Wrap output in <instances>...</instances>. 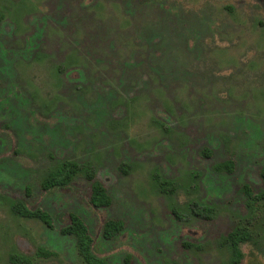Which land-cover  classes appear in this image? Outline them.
<instances>
[{
	"label": "rangeland",
	"instance_id": "1",
	"mask_svg": "<svg viewBox=\"0 0 264 264\" xmlns=\"http://www.w3.org/2000/svg\"><path fill=\"white\" fill-rule=\"evenodd\" d=\"M0 16V264H83L59 233L71 213L108 264H227L236 225L258 243L241 264H264V212L239 192L264 168V0H0ZM66 161L73 183L41 190ZM87 167L108 208L89 202ZM14 199L53 227L12 215ZM107 220L124 224L110 240Z\"/></svg>",
	"mask_w": 264,
	"mask_h": 264
},
{
	"label": "trees",
	"instance_id": "2",
	"mask_svg": "<svg viewBox=\"0 0 264 264\" xmlns=\"http://www.w3.org/2000/svg\"><path fill=\"white\" fill-rule=\"evenodd\" d=\"M0 20H2L0 16ZM58 72H62V66H58ZM210 151L205 150L203 156L209 157ZM213 170L216 173L231 174L234 170V164L231 161H224L222 163L215 164ZM78 173H81V169L76 163L63 162L55 167L53 170L47 173L40 184V188L43 191H49L53 189H65L68 188L74 181ZM86 180L90 183V196L89 202L96 208H108L111 205V198L107 193L104 185L95 178V174L86 168ZM261 188L258 191H254L250 185L244 184L239 192L244 198L243 207L250 217L255 216L259 211L264 212V168L259 171L258 174ZM156 185L162 192H166L165 187L169 186L171 182L159 183L155 179ZM158 183V184H157ZM28 194V189H26ZM172 192L171 190L168 191ZM10 212L12 215L24 218L33 219L41 222L47 228L51 229L52 217L51 215L39 208L29 210L22 200L14 199L9 203ZM193 212V211H192ZM201 213V214H200ZM213 215L212 209L203 208L202 212H194L195 217L210 220ZM179 219V218H178ZM124 227L123 222L120 220H107L102 227V237L106 240L114 238ZM60 235L72 237L74 239L75 248L77 254L83 264H108L105 260L96 258L92 254V239L90 237L88 228L82 219L76 214H69L68 223L59 230ZM244 244H253L257 246L258 243L254 240L252 232L248 229V226H234L228 233L220 237L219 245L227 252V264H241L243 261V253L241 246ZM264 254V248H263ZM54 253L45 251L41 248L37 249L36 256L39 257H51ZM9 264H33L31 258L13 253L8 257ZM125 262H128L127 259Z\"/></svg>",
	"mask_w": 264,
	"mask_h": 264
}]
</instances>
